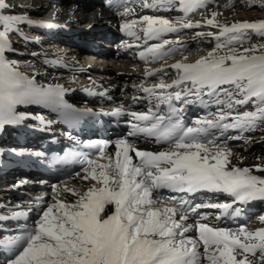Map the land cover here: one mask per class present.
<instances>
[{
    "label": "snow or ice",
    "instance_id": "6c2138e0",
    "mask_svg": "<svg viewBox=\"0 0 264 264\" xmlns=\"http://www.w3.org/2000/svg\"><path fill=\"white\" fill-rule=\"evenodd\" d=\"M210 2L121 0L124 11L120 15L124 17L135 15V8L128 5L136 3L142 9L157 11L178 6L183 13L175 20L143 15L124 21L122 28L129 36L144 39L146 46L139 57L145 61L164 59L179 51L175 45L183 41L164 37L183 29L205 25L218 29L217 33H197L213 38L215 46L194 62L184 57L168 65L176 73L170 83L161 78L150 86L133 85L148 94L131 97L134 103L146 99L150 105L146 111H127L120 106L103 113L130 115L133 122L128 136L115 141L114 152L108 151V142H96L88 145L96 150L94 158L86 153L72 154L86 165L81 178L93 183L84 192L67 185L54 186L53 202L45 206L32 228L0 239V246L14 252L6 264H264V227L214 226L202 222L208 216L199 212L213 208L223 210L224 216L238 217L242 209L234 207L236 202L264 201V176L254 174L253 168L232 165V151L218 143L229 129L247 132L264 125V42L251 43L253 35L264 41V19L229 25L221 23L219 13L213 11L203 21H193L191 14L207 11ZM10 7L7 0H0V132L28 118L18 111L21 105H43L69 123L84 115H100L69 105L63 99V86L40 85L20 71L18 62L8 59L10 34L18 33L27 40L19 26L41 23L25 14H4ZM148 40L160 43L147 46ZM164 71V67L148 69L145 75ZM177 102L199 103L206 108L215 105L217 111L189 124ZM246 105L254 107L238 110ZM36 119L45 121L43 116ZM140 136L166 147L155 152L141 150L128 139ZM254 168L264 172V166ZM161 189L223 192L233 203L197 204L183 198L154 197ZM65 194L76 200L66 202L61 199ZM108 206H112L110 212H106ZM9 212L0 214V234L5 231L2 222L27 216V212L12 208ZM192 232L196 235H189Z\"/></svg>",
    "mask_w": 264,
    "mask_h": 264
},
{
    "label": "bare ground",
    "instance_id": "6f19581e",
    "mask_svg": "<svg viewBox=\"0 0 264 264\" xmlns=\"http://www.w3.org/2000/svg\"><path fill=\"white\" fill-rule=\"evenodd\" d=\"M35 1L39 2V0H34L33 2ZM217 1L220 3L222 1L225 8L227 6V9H231L227 11H217L214 9L212 11L199 10L191 14V19L193 21H203L205 17L210 16V13L215 11L219 13V21L221 23H226L229 25L237 21L257 20L256 15L251 12L252 9H250L255 5L252 6L251 4H248V2L245 3V1L247 0H211L208 5V8ZM11 2L12 1H10V3L8 4L11 5ZM14 2V6H11L4 14H25L33 20L43 21L45 19L46 14L49 12V8L54 5L57 7L56 9H54L55 13L60 17L65 16L69 20L72 19L71 23L73 25L84 23V25L81 26H87L89 24V20L87 17L89 15L91 16L92 13H95V15L100 14V16H105V18H102L101 20L107 18V22L102 23L100 21V27L98 24H95L91 30H78V27H73L71 30H66L64 28L51 30L50 28H39L34 25L22 24L19 26L20 31L27 37L30 36L28 37L29 39L26 40L22 38V36L18 33H11V49L6 52V56L8 57V59L18 62L20 71L27 74L29 77L34 78L38 84L44 86L50 84H59L63 86V88L65 89L63 99L68 104H70V102H75L79 100H87L102 113H110L115 108L120 106H123L127 111H146L150 107L146 99H140L139 101L134 103L131 97H147L148 94L144 93L138 88H134L133 85L145 84L146 86H150L151 84L159 83L161 78H163L166 83H170L172 80L176 79V73L174 69L167 67L168 65H171L177 61H181L184 57H187V60L189 62H194L201 56L207 55V52L215 46L216 41L213 38L208 36H197V33H217L219 31L216 28H212L210 26L205 25L200 28L183 29L180 33H168L164 37L165 39L175 41L177 40V38H179L180 41H183V44L175 45V47L179 48L180 50L165 57L164 59L151 60L150 62L145 61L139 57V52L143 51L144 46H146L144 39L142 38L140 40H137L136 38L131 37L126 33V37L130 38L129 43H131L133 48L130 49L125 47L119 48L117 50L111 47L109 48V44L104 46L105 49L102 47L101 52L103 57L106 59L104 61L105 63L102 65L101 69L97 70L98 72L96 73V75H92L88 78L83 79L79 73H84L79 72V67L76 65L77 52L76 54L72 50H68L71 51L70 53L68 51L67 53L65 52L67 49L70 48L71 43L92 42L95 36L99 35L102 37L103 31L112 33L113 41L115 37L119 35V33L125 32L122 28V25L126 19H138L143 15H153L163 16L165 18L175 20L176 18L181 17L183 15V13L179 10V7L177 6V8L174 10L157 11L156 9H142L140 8L138 3L129 4V7L135 8V15L124 17L120 15V13L124 11V7L121 6V0H112V3H109V0H50V4L45 1L44 5H42L41 7H39L38 4L35 3L28 4L29 0H14ZM261 7L264 8V5H261ZM91 9H94V11L89 14L88 12ZM201 12H203V15H201ZM79 14H81V16H78ZM74 16L78 17L75 18ZM39 25H43L42 22ZM51 31L66 34L62 37L48 36V33ZM120 41L121 37L118 38L116 43L120 44ZM155 43H160V40H148L147 46H150ZM83 52L86 51L83 50ZM26 54H29L28 57L25 56ZM53 61L58 62L53 63ZM162 67H164L165 69L164 72L157 73L155 76L145 75L148 69H159ZM78 83L79 86L85 85V89L89 87V84L96 85L101 88V90H104L105 93L101 97H86L88 96L87 93L81 95L82 93L79 90H76L75 86L78 85ZM199 105V103L195 104L196 107H198ZM37 106L40 115L28 111L25 112L24 109H22V112L29 115L43 116L45 117V121H52L51 125H54V127L58 129L60 127L68 126V124L65 122L64 119H62L60 114L54 111L53 109L40 105ZM253 107L254 106L252 105H246L244 107L239 108L238 110L242 112L244 110H252ZM216 111L217 109L215 105H212L211 107L207 108L203 106L202 108H193L188 113L191 115L190 123L194 122L200 117L207 115L209 112L215 113ZM33 112L36 111L33 110ZM118 117H120L122 120L131 121V123L133 122V118L130 115H122ZM30 121H33L32 124L34 125H39L41 123L39 120L32 119ZM263 128L264 125H262L256 130L247 132H241L235 129L228 130V132L231 131L235 134L236 139H241L242 137H245V143L249 141L246 145L237 143L235 138H231L229 136V133L227 132L223 137L220 138V141H218L220 147L225 150L230 149L233 153V155L230 157L232 165L236 166V160H238L240 163L241 161H243L240 166L241 168H253L254 174L264 176V172L256 171L254 168V166L256 165L264 166V159L260 158L262 160L261 163H253L251 161L253 159V156L251 155L253 154L252 152L255 151L257 153V151L259 150L258 147L261 144L259 143L260 141L253 142L251 138H254L256 135H260L258 130L262 132ZM84 131L85 128L80 129V134L82 136L85 133ZM130 131L131 125L123 131V136L121 135L114 137L111 142V145L108 148V151L114 152L115 141L127 137ZM18 135L22 137H32V133L27 130L19 131ZM128 139L130 142L135 143V145L139 149L145 148L151 151H160L163 150L164 147H166L165 145L155 143L154 140H152L151 138H145L143 136L128 137ZM20 140L21 138L17 137V143H14H16L15 145L17 147H20L21 149L27 147L28 145H31L25 140ZM38 140L42 141L41 138H38ZM14 143L12 139H6L5 142L7 148L13 147ZM36 151L41 152L40 149H36ZM38 156V158H40L42 157V154H38ZM137 161L138 158H134V162ZM16 166L22 170V174L20 175V177H22L23 180L27 177H31L36 174L33 171L34 166L32 164H26V160L19 161ZM79 174L80 175L72 176L68 180L60 181L50 180L48 182H45V179L37 178V182L32 183L31 187H20V189H14V186H12L14 184L10 181V176L12 175V173H8L3 176L5 177L3 180L7 179L8 182L0 185V214L10 215L11 213L9 212V209L12 208L16 211L27 212V216L21 217L18 221L9 220L2 222L3 226H8L9 228H13L14 230L3 231V233L0 234V239L3 238V236L16 235L21 232L22 228H32L35 225L36 221L39 219V216L42 214V210L45 208L44 205L53 202L52 197L54 195V186L59 185L63 187L64 185H67V187L76 189L80 192L86 191L87 188L90 187L91 183L93 182L85 181L81 178L83 175V171ZM22 181L20 182L22 183ZM18 184L20 183L18 182ZM42 194H48V197L46 196L41 200H37L36 198L40 197ZM157 195L161 198H183L179 197V195H177L176 193H171L170 191H167L165 194L154 193V197ZM219 196L224 199H227L228 194L221 193L219 194ZM61 199H64L68 203H73L76 200V197L71 194H65L61 196ZM190 201L197 204H208V202L211 200L205 199L203 200L205 203H199L200 200L198 198H190ZM260 207H264L263 201H252L250 203V206L244 208L240 216H223L218 220L216 219V217H219L221 213L220 210L201 208L199 212L201 215L208 216V220L202 222H207L214 226L225 227L230 229H237L240 226H246L250 229H255L264 227V222H261V218L264 217V208L260 209ZM257 208L259 210L255 212L256 216L250 218V209L257 210ZM111 210L112 206H108L106 208V212H110ZM189 222L194 221L190 220ZM189 235L195 236L196 233L192 232L189 233ZM13 256V251H8L7 249L0 246V261H2L0 262V264H6V261L9 258H13Z\"/></svg>",
    "mask_w": 264,
    "mask_h": 264
},
{
    "label": "rangeland",
    "instance_id": "374dc122",
    "mask_svg": "<svg viewBox=\"0 0 264 264\" xmlns=\"http://www.w3.org/2000/svg\"><path fill=\"white\" fill-rule=\"evenodd\" d=\"M10 1H12L11 2V5H12V3H13V0H7V3H10ZM92 1V0H91ZM248 2V4H251L252 6L253 5H255V6H253V7H251L250 9H252V11L251 12H253L255 15H256V18H257V20H260V19H264V8H262L261 7V5H264V0H247V1H245V3H247ZM24 3H26V2H24ZM33 3H35V4H38V6L39 7H41L42 5H44V3L43 4H41L42 2H40V0H39V2H33ZM28 4H30V2L28 3ZM39 4H41V5H39ZM18 8V7H17ZM53 9L54 8H49V12H51V11H53ZM222 10V11H227V10H230L231 8H229V9H227V6H226V8L224 7V4L222 3V1H221V3L220 2H215L212 6H210L207 10ZM123 10H124V8H123ZM94 11V9H91L88 13L90 14V13H92ZM256 13H255V12ZM252 13V14H253ZM258 13V14H257ZM260 13V14H259ZM263 13V14H262ZM246 14V13H245ZM78 16H81V14H79ZM78 16H74L75 18L76 17H78ZM258 16V17H257ZM44 18V17H43ZM88 20H89V22H91V20H99V22L100 21H102L101 19L102 18H105V16H100V14L99 15H95V13H92L91 14V16L89 15L88 17ZM100 18V19H99ZM105 22H107V20H105ZM203 37V36H202ZM207 38V37H206ZM205 38V39H206ZM260 42H264V41H262L261 40V38H259V37H257V36H255V35H253L252 36V40H251V43H260ZM245 46H248V45H245ZM28 55L29 54H26L25 56L26 57H28ZM138 69V68H137ZM81 86H79V83H78V85H76L75 86V88H80ZM258 132L260 133V135H256L254 138H251L252 140H253V142H258V141H260L259 143H261L260 144V146L258 147L259 148V150L257 151V153L255 152V151H253L252 153L253 154H251L252 156H253V159L251 160L253 163H261L262 162V160L260 159V158H262V159H264V128H263V131L261 132V131H259L258 130ZM227 133H229V136L231 137V138H235V134L234 133H232L231 131H227ZM256 137H257V139H256ZM235 140H236V142L237 143H239V144H243V145H246V144H248V142H246L245 143V137H242L241 139H236L235 138ZM234 141V140H233ZM245 143V144H244ZM242 145V146H243ZM262 153V154H261ZM257 155V156H256ZM257 159V160H256ZM243 161H241V163H242ZM264 162V161H263ZM241 163L238 161V160H236V166H238V167H240L241 166ZM20 176V174L18 175V176H16L15 174L14 175H11L10 176V181L11 182H13L12 184V186H14V189H20V187H25V188H28V187H31L32 186V183H34V182H37V179H35L34 178V176H31V177H29L30 179H28V181L26 180V182H24V183H21L20 181H22V179L21 180H18V177ZM9 179V178H8ZM6 182H8V180H5L4 182H2V183H6ZM18 182L20 183V184H18ZM1 184V183H0ZM45 196H47L48 197V194H45ZM33 202H35V201H33ZM202 201H200L199 203H201ZM43 204V203H42ZM29 205H31V204H29ZM44 206H46V204L44 205ZM256 212V211H255ZM256 216V214H252V217L251 218H253V217H255Z\"/></svg>",
    "mask_w": 264,
    "mask_h": 264
}]
</instances>
